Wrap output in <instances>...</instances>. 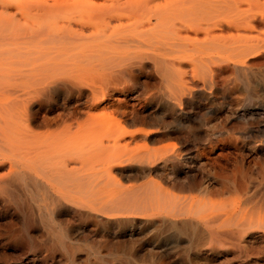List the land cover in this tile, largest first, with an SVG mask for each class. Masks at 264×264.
Wrapping results in <instances>:
<instances>
[{"label":"bare ground","instance_id":"6f19581e","mask_svg":"<svg viewBox=\"0 0 264 264\" xmlns=\"http://www.w3.org/2000/svg\"><path fill=\"white\" fill-rule=\"evenodd\" d=\"M260 57L264 0H0L3 212L63 264H264V141L185 134L264 107Z\"/></svg>","mask_w":264,"mask_h":264},{"label":"rangeland","instance_id":"374dc122","mask_svg":"<svg viewBox=\"0 0 264 264\" xmlns=\"http://www.w3.org/2000/svg\"><path fill=\"white\" fill-rule=\"evenodd\" d=\"M263 59L264 57H260L259 59L256 58L252 68L264 72ZM230 79H232L230 80L232 85L241 87V79L238 78L237 75L231 76ZM261 90L262 89H258L257 93L260 94L262 92ZM231 99L233 103L230 105L231 111L229 115L227 114L226 109L223 107H220L219 110L215 111L203 109V106L206 104L203 101L200 102L202 106L198 109L195 108L193 110H187L190 113V117L187 118L189 122V128L185 130V134L187 136L206 137L209 133L208 131L210 125L220 128L223 124H228L231 128L232 135L238 140H252L253 142L264 141V107H260L259 105L247 108L241 107L238 101L242 99V95L237 92L231 96ZM172 117L173 116L171 114H168V119H172ZM180 118L181 120H184L183 115ZM254 157L258 158L261 166L264 167V154L254 155ZM258 171L259 170L257 167L253 169V179L257 178ZM15 185L16 189L14 187ZM12 186L9 188L6 198L11 197L10 195H12L19 203V206L22 209V215L24 214V217L27 218L33 217L34 220L31 221L30 225L34 228H37L38 226L34 225L36 223L38 224L36 213L33 211V209H31L32 207L21 201L23 193L21 189L22 187L18 182H15L12 184ZM0 206V264H63V259L58 253L49 252L44 249L43 240L39 238V231L36 230L33 231V233L31 231H27L22 219L18 218L16 214L12 212L13 210L4 213V208L1 202ZM10 206L11 209L15 210L14 204H10ZM66 223H68V219L64 222V224ZM121 258L123 259L120 264H125L126 262L124 260H130V257L125 255H121ZM82 261L83 254H79V260L77 259L76 264H82ZM93 262L95 263V261ZM64 264L67 263L64 262ZM96 264L107 263L96 262ZM135 264H145V262H135Z\"/></svg>","mask_w":264,"mask_h":264}]
</instances>
